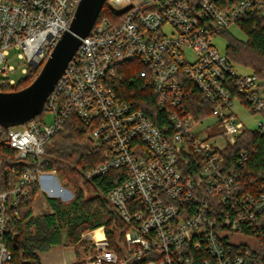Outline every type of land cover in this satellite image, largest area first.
I'll list each match as a JSON object with an SVG mask.
<instances>
[{"label":"built area","instance_id":"2783aa9c","mask_svg":"<svg viewBox=\"0 0 264 264\" xmlns=\"http://www.w3.org/2000/svg\"><path fill=\"white\" fill-rule=\"evenodd\" d=\"M80 1L0 0V91L19 83L10 58L24 65V76L47 59ZM110 2L121 14L97 18L46 101L54 124L34 118L8 130L7 145L26 164L0 192V264H16L11 218L44 175H56L41 169L45 145L71 113L90 128L94 145L107 149L86 177L128 173L108 195L124 230H117L115 246L105 226L100 238L90 231V254L81 264H264L254 238L264 185L232 171L225 156L250 128L234 112L236 102L258 115L253 129L264 136V85L254 72L240 73L215 44L245 13L264 15V0ZM188 81L212 104L207 117L190 109ZM148 90L171 134L139 106V93ZM183 155L193 157L196 175L185 171ZM240 156L246 161L248 153Z\"/></svg>","mask_w":264,"mask_h":264},{"label":"trees","instance_id":"16d2710c","mask_svg":"<svg viewBox=\"0 0 264 264\" xmlns=\"http://www.w3.org/2000/svg\"><path fill=\"white\" fill-rule=\"evenodd\" d=\"M120 14L105 3L98 20L103 16L113 18ZM235 24L246 33L247 40L238 39L229 31L225 32L223 35L228 38L225 54L236 66L247 67L257 74L264 85V15L245 13ZM45 61L46 59L37 67L29 66L27 75L16 86H7L3 90L13 91L28 86L37 77ZM129 76L126 77V82ZM126 86L133 88L134 84L126 83ZM185 87L188 105L195 116L207 117L212 104L193 83L188 81ZM139 100V106L149 114L151 120L163 132L171 134V123L167 114L158 107L156 97L148 90L139 93ZM35 119L42 121L38 116ZM8 130L9 128L0 125V192L14 185L26 164V161L16 159L17 150L7 145ZM90 132V128L75 113H71L47 141L41 169L55 171L56 176L74 191V197L66 205L60 197L46 195V202L53 212L35 214L33 204L40 191L37 186L32 189L29 197L19 202L16 207L19 215L11 218L12 234L8 238L16 264H43L40 253L49 251L55 245L72 246L82 239L86 231L101 226H105L112 245H116L117 230H124L125 225L110 203L108 195L122 183L128 173L125 168H118L92 180L86 177L88 171L107 158L106 147L94 145ZM242 151L248 153L246 161H241ZM225 156L232 171L241 173L248 181L253 179L256 184L264 185L263 135L252 128L246 129L237 144L227 149ZM182 161L185 171L196 175L193 157L183 155ZM15 234L18 235V243L14 240ZM254 238L258 241V250L264 254V215Z\"/></svg>","mask_w":264,"mask_h":264},{"label":"water","instance_id":"95a60500","mask_svg":"<svg viewBox=\"0 0 264 264\" xmlns=\"http://www.w3.org/2000/svg\"><path fill=\"white\" fill-rule=\"evenodd\" d=\"M107 0H81L71 25L59 38L37 77L26 87L0 91V125H23L40 115L50 94L78 50L82 38L90 34ZM38 63H33L37 67ZM18 243V235H14Z\"/></svg>","mask_w":264,"mask_h":264},{"label":"rangeland","instance_id":"374dc122","mask_svg":"<svg viewBox=\"0 0 264 264\" xmlns=\"http://www.w3.org/2000/svg\"><path fill=\"white\" fill-rule=\"evenodd\" d=\"M108 7L111 9L117 11L120 9L119 6H117L115 3L110 2L107 4ZM229 33L237 37L241 40H247L246 33L236 24H232L229 29ZM228 43V38L225 35H219L215 37V44L217 48L220 50V52L225 53L226 46ZM10 63L14 64L16 66V70L11 73V76L14 78H17V80L20 82V80L23 78L24 75H22V67L23 64H19V59L17 57H11ZM237 69L240 73H247L251 70L247 67L237 66ZM25 77V76H24ZM234 112L237 114L239 120L243 121L247 126L250 128L256 127V119L258 118V115H254L251 112H249L244 106H242L239 102H236L233 107ZM39 118L42 119L45 123L52 125L55 122V114L50 110H44L40 115H38ZM213 119H210V122H212ZM57 180V181H56ZM54 180V187H59L58 190L54 191V196H58L62 199L63 203L68 205L71 200L74 197V191L66 184L65 181L59 179L58 177ZM53 184V183H52ZM60 189H62L60 191ZM45 191L43 190L41 186V191H39L38 195L35 197L34 201V209L35 211L44 212L42 208V204L45 198ZM38 212L36 214H38ZM92 231V230H90ZM86 231L82 235V239L73 244L72 246H64V245H55L53 246L49 251L45 252L43 257V264H61L62 262H65L66 264H81L87 256L90 254L89 249V232Z\"/></svg>","mask_w":264,"mask_h":264},{"label":"crops","instance_id":"0c3cea01","mask_svg":"<svg viewBox=\"0 0 264 264\" xmlns=\"http://www.w3.org/2000/svg\"><path fill=\"white\" fill-rule=\"evenodd\" d=\"M56 175L52 174V175H44L41 178V184H40V191H41V186L43 188V190L45 191V193H47V196H54V189L58 190L59 187H54V180H56ZM57 181V180H56ZM53 183V184H52ZM53 189V190H51ZM39 193V192H38ZM38 195V194H37ZM46 196V194H45ZM43 208V210H45L44 212H53L52 208L48 205V203L46 202V199L44 198L43 204L41 205ZM33 209H34V204H33ZM40 210V209H39ZM38 210V211H39ZM38 211H35L34 209V213L36 214ZM44 212H40V213H44ZM39 213V212H38ZM45 254V252L40 253L41 256V260H43V255ZM43 263V261H42ZM65 262H62L61 264H63Z\"/></svg>","mask_w":264,"mask_h":264},{"label":"bare ground","instance_id":"6f19581e","mask_svg":"<svg viewBox=\"0 0 264 264\" xmlns=\"http://www.w3.org/2000/svg\"><path fill=\"white\" fill-rule=\"evenodd\" d=\"M94 233L97 237H102L103 236V233H102V229L101 228H97L94 230Z\"/></svg>","mask_w":264,"mask_h":264}]
</instances>
